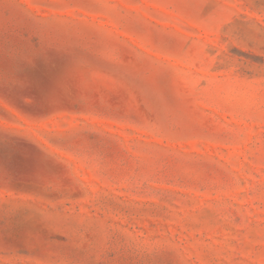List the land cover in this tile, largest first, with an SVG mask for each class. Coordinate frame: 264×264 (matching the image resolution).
Returning a JSON list of instances; mask_svg holds the SVG:
<instances>
[{"label":"rangeland","instance_id":"1","mask_svg":"<svg viewBox=\"0 0 264 264\" xmlns=\"http://www.w3.org/2000/svg\"><path fill=\"white\" fill-rule=\"evenodd\" d=\"M0 264H264V0H0Z\"/></svg>","mask_w":264,"mask_h":264}]
</instances>
